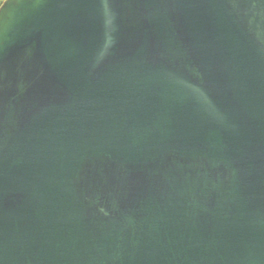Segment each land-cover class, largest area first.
Here are the masks:
<instances>
[{"label":"water","instance_id":"obj_1","mask_svg":"<svg viewBox=\"0 0 264 264\" xmlns=\"http://www.w3.org/2000/svg\"><path fill=\"white\" fill-rule=\"evenodd\" d=\"M0 264H264V0H4Z\"/></svg>","mask_w":264,"mask_h":264},{"label":"trees","instance_id":"obj_2","mask_svg":"<svg viewBox=\"0 0 264 264\" xmlns=\"http://www.w3.org/2000/svg\"><path fill=\"white\" fill-rule=\"evenodd\" d=\"M3 2H4V0H0V6L2 5Z\"/></svg>","mask_w":264,"mask_h":264}]
</instances>
